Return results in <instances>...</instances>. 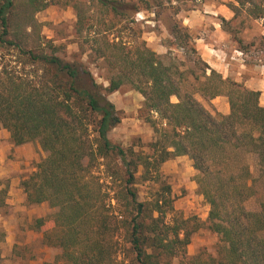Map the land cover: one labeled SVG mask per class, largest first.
I'll return each instance as SVG.
<instances>
[{"label": "trees", "instance_id": "trees-1", "mask_svg": "<svg viewBox=\"0 0 264 264\" xmlns=\"http://www.w3.org/2000/svg\"><path fill=\"white\" fill-rule=\"evenodd\" d=\"M18 1L0 2V66L3 50H13L25 58L30 72L6 65L0 69V130L10 132L14 146L38 142L47 154L21 183L28 205L47 203L56 209L43 244L61 249L58 259L64 264H172L174 259L180 264H264V201L257 211L247 208L264 187L261 92L224 78L207 64L205 81L189 92L187 79H177L172 66L145 42L124 43L116 20L135 24L136 14L150 9L144 0H27L34 14L62 1L73 7L77 37L87 40L106 64L108 85L100 84L85 63L71 62L55 48L51 53L27 50L16 33L9 38ZM228 7L234 19L244 8L250 18L264 19V0H235ZM175 33L178 41L187 39L180 29ZM260 44L264 51V38ZM125 84L144 97L145 120L155 134L147 145L151 154L125 149L109 137L122 122L109 96ZM220 96L228 98L227 115L212 104ZM184 156L193 162L198 192L210 207L205 223L175 216L167 220L174 207L161 167ZM140 168L142 182L161 184L145 201L135 187ZM45 223L39 218L35 228ZM204 224L219 243L213 254L202 250L188 256Z\"/></svg>", "mask_w": 264, "mask_h": 264}, {"label": "rangeland", "instance_id": "rangeland-1", "mask_svg": "<svg viewBox=\"0 0 264 264\" xmlns=\"http://www.w3.org/2000/svg\"><path fill=\"white\" fill-rule=\"evenodd\" d=\"M205 1L209 0H203L201 4L197 0H144V7L149 5L150 9L136 14L135 24L128 26L126 21L116 20L117 28L123 30L124 43L132 46L145 42L166 65L172 66L177 79H187L185 89L189 92L193 91L192 85L198 88L205 81L203 73L207 63L203 58V51L199 50L194 41L199 36L190 32L184 17L193 11H200V5L205 4ZM219 1L227 5L235 3V0ZM66 4L67 1L49 4L44 10L34 14V10L27 6V0H19L16 2L9 38L14 39L12 33H16L22 37L23 46L27 50L35 49L51 53V48H55L59 51L58 55L63 58L71 62L85 63L93 72L97 82L107 86L109 73L106 64L93 54L87 40L77 37L76 12L71 5ZM94 14L97 19L100 18L99 11L95 10ZM27 21H31V26H27ZM208 28L214 43V50L209 53L220 63L219 67L213 70L224 78H230L245 85L247 82L264 81V51L260 50L261 38H264V19L250 18L244 8L237 18L228 24H223V36L214 35L213 25L210 24ZM175 29H180L187 35V39L178 41ZM2 32L0 21V33ZM253 43L255 45L251 47ZM244 47H248V50ZM3 51L6 57L0 69L6 65L23 73L30 72V68L25 65L24 57H19L13 50ZM197 76L200 77L199 81L195 79ZM197 97L201 100L199 95ZM223 97L229 105L228 98ZM109 100L122 113L121 124L109 134L111 141L122 145L125 149L133 148L136 152L151 154L147 145L154 141L155 134L150 123L145 120L144 97L131 85L125 84L119 91L111 94ZM171 101L177 103L178 99L172 97ZM29 145L34 148L35 153V158L28 162L29 166L18 164L19 160L9 156L11 160H15L16 170L12 173L16 174L13 175L14 178H0V264H64L58 259L62 250L46 246L42 240L43 234L54 227L53 216L56 209L51 208L47 203L28 205L26 193L21 185L24 179L34 173L36 165L47 156L38 142H31ZM249 164L256 176V158H250ZM10 171H13V168ZM161 172L163 181L171 187L173 199L174 212L167 217V220L171 221L175 216L185 219L197 218L205 223L206 220L203 221V217L207 213L206 205L208 204L204 198L199 199L198 188L192 193V190L185 186L188 180L197 185L195 181L197 172L193 168V162L186 156L174 158L162 165ZM142 174L143 168H140L135 187L140 201H145L161 189V184L142 182ZM12 179L15 183H12ZM12 188L14 193H8ZM8 200L18 201L16 204H10ZM263 201L264 187L260 188L256 197L247 202V208L257 211ZM39 218H45L46 223L41 229H36L35 221ZM218 243V236L209 231L204 224L193 236L187 248L188 256H194L202 250L213 254ZM122 259L123 256L120 257V260ZM172 264H180V259L172 260Z\"/></svg>", "mask_w": 264, "mask_h": 264}, {"label": "crops", "instance_id": "crops-1", "mask_svg": "<svg viewBox=\"0 0 264 264\" xmlns=\"http://www.w3.org/2000/svg\"><path fill=\"white\" fill-rule=\"evenodd\" d=\"M199 8L200 11H193L192 13H188V15L184 17L185 24L186 26H188L190 32L199 36L196 37L194 41L199 47V50L203 51V58L205 62L212 69H217L220 63L209 53V51L214 50V43L208 27L210 26V24L213 25L214 35L223 36V21H225L226 24L230 23L232 20H234L235 14L226 3H223L219 0L205 1V4L200 5ZM246 85L250 89L261 92L260 102L262 103L261 105L264 106V81L261 80L259 82H247ZM212 103L214 104L218 112L224 115L230 113V106L225 101L223 96L217 97L216 99L212 100ZM9 156H12L15 159L19 160V162H17L18 164L29 166L28 162L35 158L34 148L29 145V143L22 146H14L11 142L10 133L6 130H0V178H14L13 175L16 174L12 173L16 170V167L14 166L15 160H11ZM11 168H13V171H10ZM12 183H15L14 179H12ZM185 186L188 189L190 188V190H192V193L193 190H197L198 188V186L191 180L186 181ZM8 193L13 194L14 188L10 189ZM198 197L200 200H203L204 198L202 195H198ZM17 201L18 200H8V203L16 204ZM209 210L210 207L206 205L207 213L205 217H203V221L207 220Z\"/></svg>", "mask_w": 264, "mask_h": 264}, {"label": "built area", "instance_id": "built-area-1", "mask_svg": "<svg viewBox=\"0 0 264 264\" xmlns=\"http://www.w3.org/2000/svg\"><path fill=\"white\" fill-rule=\"evenodd\" d=\"M197 2L201 4V3H203V0H197ZM156 115H157V114H156Z\"/></svg>", "mask_w": 264, "mask_h": 264}]
</instances>
